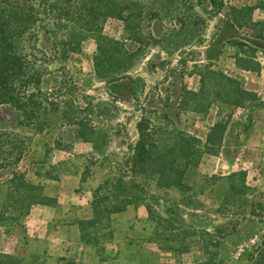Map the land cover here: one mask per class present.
Segmentation results:
<instances>
[{"label":"rangeland","instance_id":"1","mask_svg":"<svg viewBox=\"0 0 264 264\" xmlns=\"http://www.w3.org/2000/svg\"><path fill=\"white\" fill-rule=\"evenodd\" d=\"M223 3L217 11L208 0L158 9L141 21L138 40L107 19L103 33L127 52L126 75L114 81L113 70L96 73L95 36L84 37L66 65L76 99L95 97L96 132L83 139L71 125L21 131L30 136L27 151L18 165L0 169V259L264 264V0ZM256 62L259 74L247 69ZM60 69L59 61L49 65L42 89L59 86ZM140 117L148 155L132 167ZM219 117L229 120L225 131L208 144ZM100 184L99 194L112 196L94 215ZM93 218L80 233L78 221Z\"/></svg>","mask_w":264,"mask_h":264},{"label":"trees","instance_id":"2","mask_svg":"<svg viewBox=\"0 0 264 264\" xmlns=\"http://www.w3.org/2000/svg\"><path fill=\"white\" fill-rule=\"evenodd\" d=\"M143 1L0 0V124L11 127L0 130V169L18 165L22 160L30 144V136L25 133H42L52 126L71 125L77 127L76 133L83 139L95 134L92 119L98 107L93 105L95 97L82 94L80 99H76L73 94L76 85L66 63L74 53L80 52L84 37L94 34L97 51L93 65L96 73L115 71L110 76L111 81L126 75L123 56L127 52L123 41L104 34L103 24L109 18H116L124 23L126 33H133L138 40L144 17L152 19L157 15L156 10L168 5L174 7L175 3L183 0H149L150 5L156 7L154 11L148 9L147 12ZM208 1L216 11L224 5L223 0ZM191 7L194 8L193 1ZM244 9L241 6L239 10ZM149 35L153 37V34ZM43 40L49 44V50L42 46ZM57 61L62 72L60 84L55 90H44L41 88L42 77L49 65ZM247 69L259 74L261 64L256 62L255 66ZM210 72L222 80L232 81L218 70ZM200 81L205 83L203 78ZM146 121L140 117L136 123L138 140L134 148L130 147L133 149L130 157L132 167H142L148 155L143 137L148 128L144 124ZM228 121L219 117L210 127L206 136L208 144L223 134ZM102 187L100 184L92 191L94 215L102 199L112 196L109 191L99 194ZM119 209L122 208L112 211ZM94 222V218L79 220L80 233L85 231L86 225ZM0 264L11 263L0 259Z\"/></svg>","mask_w":264,"mask_h":264},{"label":"crops","instance_id":"3","mask_svg":"<svg viewBox=\"0 0 264 264\" xmlns=\"http://www.w3.org/2000/svg\"><path fill=\"white\" fill-rule=\"evenodd\" d=\"M8 253L15 254V253H16V249H15V248H13V249H12V252H8Z\"/></svg>","mask_w":264,"mask_h":264}]
</instances>
